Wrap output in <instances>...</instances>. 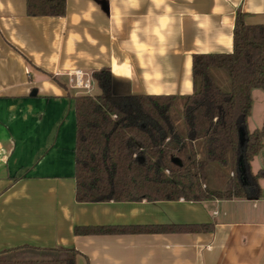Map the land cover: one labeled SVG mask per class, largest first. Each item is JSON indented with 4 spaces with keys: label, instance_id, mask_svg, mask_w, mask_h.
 Here are the masks:
<instances>
[{
    "label": "crops",
    "instance_id": "0c3cea01",
    "mask_svg": "<svg viewBox=\"0 0 264 264\" xmlns=\"http://www.w3.org/2000/svg\"><path fill=\"white\" fill-rule=\"evenodd\" d=\"M238 12L264 25V0H67L63 16H29L27 0H0V252L73 248L76 264H264V177L254 199H76L75 97L99 89L74 88L68 74L109 68L133 93L190 95L194 54L233 52ZM254 94L264 123V90L253 89L251 131L260 123ZM173 223L209 226L75 234Z\"/></svg>",
    "mask_w": 264,
    "mask_h": 264
},
{
    "label": "trees",
    "instance_id": "16d2710c",
    "mask_svg": "<svg viewBox=\"0 0 264 264\" xmlns=\"http://www.w3.org/2000/svg\"><path fill=\"white\" fill-rule=\"evenodd\" d=\"M67 0H27L29 16H63ZM230 77L224 90L215 72ZM98 94L75 97L76 199L81 203L206 201L261 196L252 161L264 148V123L251 131L252 90H264V25H248L238 12L231 53L193 56L190 95L136 94L109 68L94 71ZM183 100V127L173 110ZM178 158L180 163H175ZM217 163L233 175L225 188L208 185ZM205 185V186H204ZM208 224L77 226L76 235L197 232ZM37 252L42 258H29ZM73 248L22 246L0 252V264H76Z\"/></svg>",
    "mask_w": 264,
    "mask_h": 264
},
{
    "label": "rangeland",
    "instance_id": "374dc122",
    "mask_svg": "<svg viewBox=\"0 0 264 264\" xmlns=\"http://www.w3.org/2000/svg\"><path fill=\"white\" fill-rule=\"evenodd\" d=\"M215 76L217 77L218 82L221 83V85L223 86L224 90H226V91L230 90V77L225 71H217V72H215ZM94 91L95 92L97 91V87H96V90H93L92 92H94ZM254 99H255V110H254V118L253 119H256L259 117L260 123H259V127H257V129H260L262 127V124H263V116H262V113H261V110L259 107V101H258L256 94H254ZM182 110H183V100H178V102L176 103V105L174 107L173 115H174L175 120H176L179 127H183V125H184ZM251 128H253V127H251ZM261 159L263 160L262 166L257 167V163H259V162H257L255 165V170H258L259 168L264 169V158H263V156L260 158V164H261ZM257 172L258 171H256V173ZM232 175H233V173H232L231 168L223 167L217 163H213L208 168V185L214 189H223V188H225L228 180L231 178ZM263 183H264V181H263Z\"/></svg>",
    "mask_w": 264,
    "mask_h": 264
},
{
    "label": "built area",
    "instance_id": "2783aa9c",
    "mask_svg": "<svg viewBox=\"0 0 264 264\" xmlns=\"http://www.w3.org/2000/svg\"><path fill=\"white\" fill-rule=\"evenodd\" d=\"M72 87L82 89L88 93L91 92L93 79L90 75L83 71H76L68 74Z\"/></svg>",
    "mask_w": 264,
    "mask_h": 264
},
{
    "label": "water",
    "instance_id": "95a60500",
    "mask_svg": "<svg viewBox=\"0 0 264 264\" xmlns=\"http://www.w3.org/2000/svg\"><path fill=\"white\" fill-rule=\"evenodd\" d=\"M34 93L36 94V91H34ZM174 162L175 163H180V160L178 158H174Z\"/></svg>",
    "mask_w": 264,
    "mask_h": 264
}]
</instances>
